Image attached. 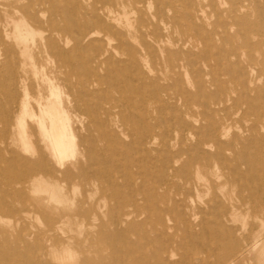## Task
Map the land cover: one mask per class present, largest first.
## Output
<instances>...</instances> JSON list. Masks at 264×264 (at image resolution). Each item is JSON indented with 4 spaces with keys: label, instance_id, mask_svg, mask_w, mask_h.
Instances as JSON below:
<instances>
[{
    "label": "rangeland",
    "instance_id": "1",
    "mask_svg": "<svg viewBox=\"0 0 264 264\" xmlns=\"http://www.w3.org/2000/svg\"><path fill=\"white\" fill-rule=\"evenodd\" d=\"M81 1L88 7L94 2ZM8 2L12 6L6 8ZM23 2L0 0V43L6 42V29L11 36V51L0 58V264H144L136 259L153 251L164 257L176 252L170 258L178 264L194 256L221 262L231 252L240 264H264V150L258 152L262 143L250 131L242 133L257 124L264 134L258 120L264 89L242 93L232 70L237 59L230 54L235 48L241 54L250 88H264V0L245 1L252 3L251 29L242 34L230 25L231 40L215 35L211 49L200 39L205 32L196 30L194 22L201 20L193 22L190 14L209 17L207 31L222 35L223 28L214 23L220 15L230 24L227 10L242 0H151L143 13L127 10L134 37L120 26L123 42L114 40L96 54L90 41L104 38L99 28L79 53L71 51V41L65 61L44 50L37 29L23 51L25 43L15 37L17 27L27 29L28 21L14 7ZM159 8L162 16L156 15ZM6 9L13 12L7 26ZM156 26L167 44L157 41ZM175 39H186L196 49L187 46L182 60H168L163 49L179 50ZM147 44L153 52L147 53ZM187 92L195 97L186 98ZM166 93L187 99L178 101L184 121L194 123L185 114L188 109L206 112L198 125L211 131L201 138V149L219 152L222 159L192 148L194 139L178 118H171ZM241 94L251 96L254 107L227 101ZM55 100L74 135L66 156L53 146L52 115L46 128L39 123L42 110H50ZM23 101L36 114L27 117L26 133L19 121ZM188 147L186 165L175 166L171 155ZM178 167L183 177L174 175ZM167 191L170 198L164 200ZM136 208L140 215L128 228L126 216ZM62 213L70 216L55 221ZM192 213L204 230L187 229L179 220Z\"/></svg>",
    "mask_w": 264,
    "mask_h": 264
},
{
    "label": "bare ground",
    "instance_id": "2",
    "mask_svg": "<svg viewBox=\"0 0 264 264\" xmlns=\"http://www.w3.org/2000/svg\"><path fill=\"white\" fill-rule=\"evenodd\" d=\"M20 1H26V0H15V2L17 3H20ZM150 1L151 0H94V2L91 4V7L86 6L81 0H27V2H23V4L16 3L17 5L14 6L16 10L15 12L21 13L22 19L28 21V28L23 29L20 26H18L17 28H19L20 32H19V35L16 36L15 38H19L20 42L25 43V48L23 49V51L27 50V46H26V44L28 43L27 41L31 39L34 40V33H35L34 29H37L38 34L41 35V37L43 38L44 50L50 53L53 57L59 58L60 60L65 61L68 58V55L71 53V51L79 53L82 46L84 45V42L91 40L98 33V31L96 30L100 28L104 32V35H105L104 38L90 41L92 46L93 45L94 47L96 46L94 50H95V53L98 54L99 51L104 49V46H106V48L109 49L108 46L111 45V42L114 40H120L123 42L124 39L122 35L124 36V34H121L118 29L120 26L126 27L129 32V33L127 32L128 33L127 35L134 37L137 30L135 31V33L132 31L133 23L131 22L128 16L127 10L130 7L131 12L143 13L144 8L148 7L147 4L149 3L150 5ZM224 1L225 3H228L229 0H224ZM245 1L247 0H242L243 3L236 9L231 7V9L227 10L228 17L230 19V24L228 23V21L220 19V15H219L220 11H218V9L215 10L216 14L219 15V18L214 23V26L223 28L222 35H220L219 32L212 33V32L207 31L206 26L211 25L209 17L203 15L202 13L201 14L197 13V15L195 16L193 14H190V17L193 19V22H194V17H197L198 19L201 20V23H196L195 21L194 24L196 26V30H198L199 33L205 32V35L203 37H200V39L202 43L206 45L207 48L211 49L215 46L214 39H213L215 35H219L223 42L230 41L231 37L229 33H230L231 26L237 27L238 31L242 34H245L246 31L251 29L252 23L249 20V17L251 15V13L249 12V7L252 3L250 2L249 4H247L245 3ZM98 3H100V5H98ZM10 6H12L11 2L6 3V8ZM12 14L13 12L6 9V26L8 23V17H12ZM156 15L162 16V10L160 8L158 9ZM156 31H157L156 34L158 36L157 41L167 44L165 39L161 38V37H164L163 32L161 31V28L156 26ZM44 33H48V34L45 36ZM3 34L6 38V42L3 41L0 43V58L3 56L6 57V54L11 51L10 43L8 41L11 39V36L8 33L7 29H6V33H3ZM71 41L74 42V47L70 51L66 49V46L69 45ZM125 44L131 56L134 59H137L138 52L136 53V51L130 46L128 42H126ZM190 44L191 43L188 42L186 39H175L174 45L176 47H179L178 48L179 50L174 51L171 49H167L165 46L163 50L168 53V56H169L168 60H172V56L182 60L184 54H186V52L184 51L185 47L191 46V48L196 49V44L194 43H192L191 45ZM161 48H163L162 45H161ZM146 50H147V53L153 52V49L149 44L146 45ZM189 54H192V53H189ZM230 54L236 57L237 59L236 63L234 64L235 68L232 70L235 76H238L239 78V82L242 85V93L244 94L250 91H255L257 94L262 93L264 89L262 87H257L255 89L250 88L248 79H246V75L248 73L243 68L244 66L240 64V61H239V59H241L240 58L241 54L239 52H236V48L235 50L231 51ZM170 62L172 63V61ZM256 72H257L256 67L252 65L251 73L254 75ZM259 79L260 80L262 79V74H260ZM232 92L238 93L240 91L239 89H233ZM243 94L237 97L230 96L227 98V101L232 100L234 104H239L240 102H246L251 107H254V99L251 96L243 95ZM166 95H167V100L171 103L170 105L171 106V118H178L179 125L183 128V130L188 131V135L190 136V138L194 139L192 148L197 151L202 152L203 154L207 156H215L216 158L222 159L221 158L222 155L219 152L212 153L210 151H204L201 149V144H202L201 138L207 135V133L209 134L211 131L210 129L204 127L203 125H198V124H201L199 116L203 114L204 117L206 118L207 116L206 112L198 114L197 112L188 109L185 112V114L190 117H193L194 119V123H190L188 121L183 120L181 116L183 112L180 113L178 110L180 109V107L178 106L179 100L185 99L184 101H186L187 100L186 98H193L195 97V94L191 92H187L186 98L185 97L183 98L181 93L178 96H172L167 93ZM154 96H155L154 98H156L158 102H161L160 97H158L157 95H154ZM208 96H211V95H208ZM72 99L74 102L79 101V98L77 97H73ZM262 99H264V96ZM42 111H43V117H41L40 122H39L41 128L47 127V121L49 119V116L52 115V125L50 128V136L52 139L53 146L59 154L66 156L69 150H73V143L70 141L69 137L72 138L74 135L70 132V127L64 116V107H62L61 104H59L58 102L56 103V100H55L52 102L50 110L44 109ZM108 112H110V110H108ZM35 115L36 114L30 111L29 104L23 101L21 104V109H20V114H19V121L21 123L23 133L27 132L25 128L27 117L34 118ZM140 118H143L142 120H146V117L141 116ZM258 120L260 121L262 127L264 128V113H261L258 116ZM148 129H150V127H148ZM225 129L226 131L223 133L224 136H226L229 131L228 128H225ZM213 131L214 133L219 132V128L217 125L213 127ZM213 131L211 133H213ZM247 131H250V135L252 137L255 135V138L261 141L262 145L259 148L258 152H261V150L263 151L264 150V134H262L258 130L257 124H253L249 129H243L242 133H245ZM217 142L218 144H221L219 141ZM188 149L190 148L188 147L187 149H184V148L180 149L177 153H175V155H171V156H174L173 163L175 166L179 165L180 168H183L186 165V162L185 161L183 162V158L185 157V155H187ZM51 165L52 164H50L49 166ZM178 168L174 169V175L178 177L180 176L183 177L181 175L180 168L179 169ZM52 179H54L55 181L57 180L56 177H52ZM171 186L177 187L178 185H175L174 181H172ZM163 197H164V200H168L170 198L169 191L165 192ZM132 201L134 204L137 203L135 199H132ZM0 212H1V208H0ZM62 214L63 215H59L58 216L59 218L55 219V221H59L61 217H64L66 215H68V217L70 216V214H67V213H62ZM139 215H140V212L138 211L137 208L134 209V211L128 213L125 219V222L127 223L128 228H131L134 226L135 222L133 218ZM197 218L198 217L196 216V213H192L191 215L182 214L179 216V220L186 224L187 229L192 228L193 226H199L201 227L202 230H204L205 224L203 222H197L198 221ZM158 221H162V218H159ZM53 225L51 226V228L53 227ZM169 228H175V226L170 227L166 225L165 229H169ZM118 233L124 234L125 231L120 229ZM176 254H177L176 252H172V255H170V257H173ZM170 257H164L156 253V251L155 252L153 251L152 255H150L149 257L142 256V257H138L136 260L137 261L140 260L144 264H151V263L152 264H178L177 261H173ZM184 261L187 262L188 264H220V263L221 264H240V259L237 256V253H234V252L228 253L226 257H224L221 260V262H212L210 260H204V259H201L199 256H194L192 262H189L186 260ZM40 264H46V263H40Z\"/></svg>",
    "mask_w": 264,
    "mask_h": 264
}]
</instances>
